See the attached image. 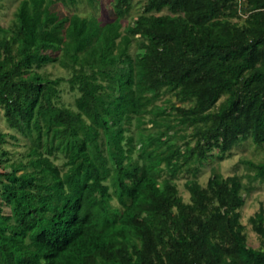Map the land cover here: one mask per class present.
Here are the masks:
<instances>
[{
    "label": "trees",
    "instance_id": "1",
    "mask_svg": "<svg viewBox=\"0 0 264 264\" xmlns=\"http://www.w3.org/2000/svg\"><path fill=\"white\" fill-rule=\"evenodd\" d=\"M59 2L77 1L22 0L0 52V112L11 129L37 133L28 163L0 172L8 180L2 202L10 208L8 215L0 208V264H264V249L246 245L240 209L250 187L240 176L213 175L205 188L190 182L186 203L163 167L172 169L180 156L206 160L217 145L230 151L244 137L264 145V0H149L136 25L124 30L132 0H115L117 17L104 25L59 16L52 9ZM164 8L181 15L152 14ZM242 14L244 22L233 21ZM138 35L148 43L132 57L127 38ZM57 52L60 62L80 65L68 80L79 86L77 111L53 101L67 80L37 71L58 61ZM109 58L127 68L108 71ZM161 86L198 104L152 110L138 104L156 101ZM171 111L178 124L161 136L143 129L146 114ZM133 120L136 132L127 135ZM181 125L198 130L188 151L170 136ZM178 138L188 139L179 131ZM58 154L64 171L54 161ZM243 164L255 171L251 182L264 180V162ZM28 165L34 170L21 179ZM253 231L264 244V207Z\"/></svg>",
    "mask_w": 264,
    "mask_h": 264
},
{
    "label": "rangeland",
    "instance_id": "2",
    "mask_svg": "<svg viewBox=\"0 0 264 264\" xmlns=\"http://www.w3.org/2000/svg\"><path fill=\"white\" fill-rule=\"evenodd\" d=\"M22 0H0V52L2 51L4 43L9 38L10 30L14 27L16 21L17 9ZM74 5H65L61 2L52 6L53 11L57 12L61 17H69L72 15H78L82 19H97L101 25L114 20L117 15L114 10L115 0H95L93 3H89L87 0H76ZM149 0H132L131 8L127 12L121 23L123 25L122 30L128 26H135L136 21L141 15L145 13V6ZM156 16L161 15H181V13H173L167 8H164L161 12H153ZM247 18L246 15H241L238 21L244 22ZM129 43V54L134 57L137 52L142 49L143 45L148 43L147 37L138 35L134 38H127ZM59 57L58 61L50 62L46 64L42 69L37 70L42 73L46 78L54 80L58 78L66 79L57 87V94L53 99L55 105L62 108H70L77 111L75 102L81 95L78 84L72 85L68 82L76 71L80 68L79 63H72L64 60L61 52L54 54ZM82 56V54H81ZM112 59L109 58L104 61V66L108 71L112 73L121 74L123 68H127V65L114 66L111 65ZM36 70V69H35ZM85 73L91 74L90 69H86ZM98 83H103L105 86L110 85L109 81H106L103 76L97 75ZM117 87L116 85H114ZM104 93H111L110 90H104ZM119 92L114 96V101L118 103ZM226 96H223L217 103L216 109L225 102ZM139 105H146L149 110L155 107L167 108L172 107H185L190 108L196 106L198 103L196 99L189 101H181L178 97V89L167 88L161 86L159 90V98L153 102L151 96L145 102H139ZM46 111V108H42V112ZM166 123L164 128H158V123ZM136 121L133 120L131 125V131L127 132V135L135 134ZM177 125L178 115L175 111H171L168 117L156 118L152 113L145 115V120L142 121L143 129L147 132L155 133L157 136L166 131L167 125ZM159 129V130H158ZM178 131L180 135H187L188 139L183 141L178 138ZM0 132L7 134V143L0 144V172L10 173L18 164H27L30 160L29 153L33 148V144L37 137L36 131H33L32 135L23 134L17 130H13L9 127L4 117V111L0 112ZM177 132V133H176ZM198 130L195 126L183 127L182 125L173 129L170 132V136L175 138L177 147L179 146L182 151H188L187 142H191V145L195 144L193 135L197 134ZM177 135V136H176ZM176 136V137H175ZM166 139V138H165ZM102 141L104 139L102 138ZM173 151H170L171 156L165 160L166 163L172 161ZM185 156V155H184ZM186 157V156H185ZM135 161H139L138 154L134 155ZM55 163L61 167L64 171V163L66 159L63 154H58V158L54 159ZM244 161H251L256 164L264 162V145L256 146L252 142L251 137H244L240 140L230 151H226L221 145H217L212 152L209 153L206 160H199L197 163H187L186 159L182 156L175 157L173 160L172 169L168 168L167 164L164 165L165 177H169L172 183L179 189L184 201L190 202V193L187 190L186 185L190 182H198L202 187H207L209 180L213 175H218L220 179H226L232 176H240L243 182L250 187V190L243 191V197L245 199V205L240 209V222L245 226L244 234L246 236V245L256 249H264V244L261 238L253 231V224L256 216L260 212L261 207H264V180L251 182L249 177L255 175V171L243 164ZM34 170L31 165L21 170L18 176L21 179L27 178L28 175ZM167 171V172H166ZM3 183H8L6 178L0 179V208L3 209V213L10 214V208L2 202ZM115 208L119 207L116 200L112 202Z\"/></svg>",
    "mask_w": 264,
    "mask_h": 264
}]
</instances>
